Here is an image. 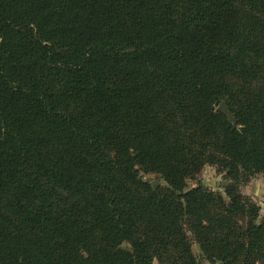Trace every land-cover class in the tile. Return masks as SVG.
<instances>
[{"label":"trees","instance_id":"obj_1","mask_svg":"<svg viewBox=\"0 0 264 264\" xmlns=\"http://www.w3.org/2000/svg\"><path fill=\"white\" fill-rule=\"evenodd\" d=\"M254 173L264 0H0V264H264Z\"/></svg>","mask_w":264,"mask_h":264},{"label":"rangeland","instance_id":"obj_2","mask_svg":"<svg viewBox=\"0 0 264 264\" xmlns=\"http://www.w3.org/2000/svg\"><path fill=\"white\" fill-rule=\"evenodd\" d=\"M142 177L153 184H163L159 174L155 172H143ZM234 181L226 178L223 171L218 170L216 166L210 164L203 165L194 178L186 179L188 187L202 184L209 190L222 195L224 194L225 186ZM236 184L241 194L247 196L259 206V217H262L264 215V212L261 211L264 208V175L262 173H254L249 175L247 179L242 178L240 181H237ZM192 249L194 253H199L198 246L194 242H192ZM154 264H157V262L154 261Z\"/></svg>","mask_w":264,"mask_h":264},{"label":"water","instance_id":"obj_3","mask_svg":"<svg viewBox=\"0 0 264 264\" xmlns=\"http://www.w3.org/2000/svg\"><path fill=\"white\" fill-rule=\"evenodd\" d=\"M216 110H221V111H223V112L227 115L228 119H229L233 124H235V119H234V117L232 116V114L230 113V111L228 110V108H227V106H226V104H225L224 101L220 102V104L217 106ZM185 191H186V190H185Z\"/></svg>","mask_w":264,"mask_h":264},{"label":"clouds","instance_id":"obj_4","mask_svg":"<svg viewBox=\"0 0 264 264\" xmlns=\"http://www.w3.org/2000/svg\"><path fill=\"white\" fill-rule=\"evenodd\" d=\"M261 211L264 212V208H262ZM257 264H259V262H257Z\"/></svg>","mask_w":264,"mask_h":264}]
</instances>
